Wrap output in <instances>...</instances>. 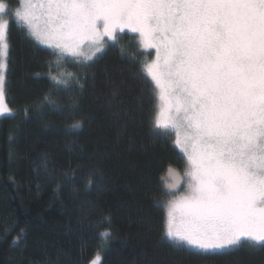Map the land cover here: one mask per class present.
Returning <instances> with one entry per match:
<instances>
[{
	"label": "trees",
	"instance_id": "trees-1",
	"mask_svg": "<svg viewBox=\"0 0 264 264\" xmlns=\"http://www.w3.org/2000/svg\"><path fill=\"white\" fill-rule=\"evenodd\" d=\"M5 16L0 264H264L261 245L202 252L165 235L162 177L169 167L183 177L186 157L154 127L159 101L141 61L155 50H138V33H118L91 61L58 64L54 48Z\"/></svg>",
	"mask_w": 264,
	"mask_h": 264
},
{
	"label": "snow or ice",
	"instance_id": "snow-or-ice-1",
	"mask_svg": "<svg viewBox=\"0 0 264 264\" xmlns=\"http://www.w3.org/2000/svg\"><path fill=\"white\" fill-rule=\"evenodd\" d=\"M18 4L11 10L0 0V115L11 111L3 76L10 21L3 16L14 15L54 48L58 64L65 55L91 61L108 41L119 43L118 33H138L137 49L155 50L141 61L159 101L154 127L172 134L186 157L183 177L171 167L162 177L171 197L165 235L202 252L245 241L264 246V0Z\"/></svg>",
	"mask_w": 264,
	"mask_h": 264
},
{
	"label": "rangeland",
	"instance_id": "rangeland-1",
	"mask_svg": "<svg viewBox=\"0 0 264 264\" xmlns=\"http://www.w3.org/2000/svg\"><path fill=\"white\" fill-rule=\"evenodd\" d=\"M5 2V1H4ZM6 3V2H5ZM2 18H6L7 19V17L6 16H3ZM125 30H128V29H125ZM107 38L105 37V40H106ZM9 46V45H8ZM47 46V45H46ZM98 55V53L96 54V56ZM96 56H94V57H96ZM93 57V58H94ZM82 58V57H81ZM7 61H8V56L6 57V59H5V63H6V68H4L3 69V76H4V83L6 82V72H7ZM4 104L6 105V107H7V109H9V107H8V104H7V101L5 100V96H4ZM11 113V111L10 112H5L4 113V115H7V114H10ZM4 115H0V117H2V116H4ZM169 180H170V178H169ZM184 187H185V185H183L182 187H180V190L181 191H183V189H184ZM189 247V246H188ZM191 248H193V247H191ZM91 264H100V261H99V258H98V256H96L93 260H92V262H91Z\"/></svg>",
	"mask_w": 264,
	"mask_h": 264
}]
</instances>
